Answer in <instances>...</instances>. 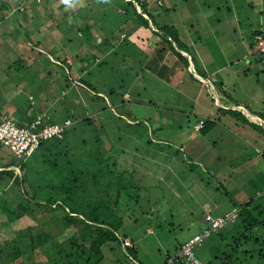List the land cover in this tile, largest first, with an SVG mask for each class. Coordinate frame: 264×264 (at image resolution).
<instances>
[{
    "label": "rangeland",
    "instance_id": "rangeland-1",
    "mask_svg": "<svg viewBox=\"0 0 264 264\" xmlns=\"http://www.w3.org/2000/svg\"><path fill=\"white\" fill-rule=\"evenodd\" d=\"M19 1L24 4L28 12L25 15L28 14L29 18L21 21L22 27L26 28L22 30L10 20H24L25 15L21 11L19 13L21 7L14 8L12 5V2L18 5ZM33 1L0 0L7 7L2 11L6 15L5 21H0V28L6 30L0 29V34L9 30L14 35L17 28L21 32L17 35L18 44L10 43L27 49L24 54L16 52L4 57L6 53L0 52V114L18 122L22 107L31 115L39 114L40 119L50 117V120L60 124L64 118L70 119L72 124L77 120L68 133L69 140L62 144L65 146L69 142L71 147L73 141L76 149H71V152L79 154L78 159L83 158L89 149L101 148L106 153L110 168L116 173H125L129 184L139 187L126 189L132 196L129 197L131 200L123 195L112 216L114 226L119 227L117 237L126 235L133 249H123L119 241L106 243L102 247L105 258L102 264H162L167 253L173 252L178 244L205 228L202 217L207 214L219 218L248 200H252L248 209L256 207L264 210V195L259 196L260 188L253 186L262 184L255 178L264 175V128L262 125L251 126L253 134L247 132V135L238 132L241 123L222 115V109H217L220 108L217 101L226 104L223 97L226 93L229 104H243L249 113L258 114L264 121V66L254 63L244 75L247 68L241 59L242 54L247 52L244 48L250 45L252 33L261 31L264 34V0H163V8H172L168 9L169 17L165 13L163 16L170 18L169 25L178 30L179 38L190 54V45L195 41L193 44L198 47L199 56L211 67L220 68L221 61L226 60L223 66H228L224 72L231 75L228 82L230 88L225 91L211 81L216 94L207 87L201 90L186 72H183L182 79L171 72L172 75L163 82L154 75L150 60L159 62L155 53L158 39L151 31H156V28L149 24L147 29L132 10L125 8V3L130 0ZM155 2L157 0H148L152 7ZM133 5L138 12L140 9L136 2ZM152 17L155 15L152 14ZM85 24L92 27L91 45L85 44L84 37L80 36L78 27ZM232 42L239 45L242 52L233 51L230 55ZM0 49L5 48L2 46ZM53 54H58L61 59L53 57ZM48 55L57 66L47 61ZM83 56L90 59V66L82 82L91 88L92 95L100 92L106 103L102 99L99 102L90 101L87 96L91 92H82L77 85L80 81L77 64ZM63 57H66L65 64ZM247 57L250 61L253 58ZM94 58L98 60L95 62ZM57 59L63 68L58 65ZM205 61L194 58L196 72L204 74L201 67L207 66ZM8 67L10 70H7ZM160 67L162 72L163 64ZM174 70L178 71L177 67ZM67 77L70 88L63 92ZM185 77L186 82H183ZM204 82L201 84L210 87L207 81ZM16 85L20 87L19 92L14 89ZM109 89L131 94V98L128 94L124 96L131 101H124L123 104L119 97L117 105L123 106L114 108L113 112L137 118V127L127 126L124 118L113 117L109 110L113 106ZM197 93L200 94V101L196 104L194 98ZM45 112L48 114L43 115ZM87 117L90 124H83L81 119ZM203 118H220V124L216 123L207 138L199 132L196 134L199 141L196 135L194 139L190 138L186 130L192 132L197 120L199 122ZM230 121L237 127L229 126ZM62 147L57 146L53 151L58 152ZM15 159L11 151L0 146V166L24 162ZM191 159L197 161L191 162ZM258 159L261 165L257 166ZM111 163H115V169ZM0 170H14L21 176L19 167H0ZM12 187L11 183L5 185V196L13 197L16 188ZM38 212L12 224L0 215V251L14 249V245L19 244L17 237L7 246L10 249L4 247V242L28 227L33 233H58L63 230L60 219L55 216L58 213L48 210ZM238 221L228 222L220 231L237 235L241 230ZM62 233L64 240L72 236L70 228ZM250 236L254 237V232H250ZM259 238L262 243L264 235L263 239ZM254 244L250 242L247 247L243 246V249L253 250L250 258L241 256L232 264H264V256L258 255L261 248L264 250V245ZM199 250L196 254L205 262ZM24 251L15 261L9 260L6 254L1 260L0 255V264L52 262L50 255L37 249Z\"/></svg>",
    "mask_w": 264,
    "mask_h": 264
},
{
    "label": "trees",
    "instance_id": "trees-1",
    "mask_svg": "<svg viewBox=\"0 0 264 264\" xmlns=\"http://www.w3.org/2000/svg\"><path fill=\"white\" fill-rule=\"evenodd\" d=\"M34 1L35 3H39L38 0ZM66 1L76 2L78 0ZM121 1L123 2L124 0ZM134 2L138 5L141 13L136 11L133 5ZM0 5L1 15V12L5 11L7 7L5 4L2 5V3H0ZM163 7V0H157L154 7H152V5L149 6L148 0H130L125 3V8L132 10L137 20L147 29H149V22L156 28V31L151 32L158 39L155 52L158 60H162L166 54L171 53L182 65V68L187 75L195 80L192 74L188 72L190 64L187 57L182 55L180 51H182L183 54H191L187 50L185 43L179 38L178 31L175 27L169 25L171 20L168 18V9L172 8ZM24 10L25 8L21 7L19 13L21 11L22 14H25L23 13ZM11 13L13 14V12ZM163 13L168 14V17H164ZM152 14H154L155 17H152ZM0 20H3L2 16H0ZM10 20L13 24H17V27H20V30L26 29L22 27L17 19ZM26 20L27 17L24 16V20L21 21L25 22ZM78 29L80 30L79 32H81V34L79 33L80 36L84 37L85 44L89 43V45H91L90 40H93L91 33L92 27L85 24L82 27H78ZM18 33L21 34L20 31H18ZM24 35L27 38V35ZM251 37L252 39L249 47H247V52L241 56V59L245 61L244 65L247 68L243 74L249 72L250 67L253 66L254 63L264 66V51L260 52L255 49L258 38L264 41V34L261 31H254ZM3 41L5 42L3 36L0 34V47H2ZM79 43L81 42L79 41ZM13 48V53L9 52L8 49H4L6 51L5 55L8 54L11 56L16 54L18 46L14 45ZM0 52L2 53L3 51L0 49ZM58 54H53V57L60 58V54ZM247 56L253 57L251 61L248 60ZM94 59L95 62L98 60V58ZM191 59L193 61V58ZM152 60L153 59L150 60L151 63L153 61L156 62L155 60ZM47 61L52 64L48 57ZM57 61L59 62L58 65L62 67L59 59H57ZM62 61L63 63L65 62L64 57ZM79 62L80 63L77 64L79 65V71L86 72L87 67L90 66V59H88L87 56H83ZM56 64L53 65L57 66ZM104 64L105 63H103V65ZM198 75L205 77L204 74L200 72ZM67 82H69L68 77L67 81H65L66 84L62 87L63 91L70 88ZM148 83L149 82L146 84ZM81 84L82 85L78 86H80L82 92H91V94L87 96L90 101L99 102V100L102 99L106 103L105 98L101 96L102 94L100 92L96 95H92L93 92L90 91L91 88L84 84V82H81ZM107 91L109 92V97L113 99L111 100L113 106L109 107L113 117H119V119L124 118L127 126L137 127V118L131 119L130 115L126 116L125 114L124 116L123 114H118L117 112L114 114L113 112L114 108L117 109L118 107L123 106L117 105L118 102H120L118 98L120 97L123 100L120 102L123 104L124 101H131V99H124L126 94L131 98V94L128 91L123 92L121 90L115 91L109 89ZM208 97L213 101L211 96L208 95ZM222 112L225 111L222 109ZM225 113H228L232 119H236L243 125H253L252 127H255V125L249 122L248 118L240 112L233 111L231 113L230 111H227ZM225 113H222V115ZM88 118L89 117L81 119L82 123L90 124ZM46 120V123L48 124L54 123L53 120ZM150 120L152 121V119ZM198 120H200V118ZM198 120L196 123L197 125L200 122H198ZM217 120L218 119L205 120L203 127L198 130L196 128L195 130L193 126V130L199 131L202 136H207L211 130L216 127ZM76 121L77 120H75L73 124L71 122V125L69 126L70 128L68 127L66 129L61 139H55L56 142L53 143L52 140L42 142L39 148L35 151V153H38L36 155L35 153L31 155L32 157L35 156L34 159H31L32 157L30 156V159L27 158L21 160L24 162L19 165L10 163L5 164V166H0L5 169L12 166L19 167L21 172V176H19L14 170H0V192L2 193L0 194V215L8 223L12 224L27 217L29 214L34 215L39 213L38 210H40V212L48 210L49 212L59 214L55 216L58 217V220L60 219L59 223L62 225L61 229L65 230L70 228L72 230V236L69 239L64 240L62 238L63 230L60 231L61 233H50L49 231L33 233L32 228L28 227L21 230L19 233H14V236L11 239L4 242V247L10 249L7 247L10 244V241L16 237V239L19 240V244H15L14 249L9 250L10 252L5 251L4 249L3 251H0L2 253H0V255H2L1 260H3V256L6 254L9 257V260L15 261L17 257L25 252L24 250L34 251L37 249L43 254L50 255L52 262H47V264H102L105 260L102 253V247L106 243L113 241H119L122 247V241L127 238L126 235L121 238L117 237L116 233H118L119 227L114 226L113 224V209L119 207V202L121 198L124 197L123 195H126L128 200H131L130 198H132V196L126 192V189H134L135 187L139 189V187L135 184L130 185L129 180L125 178V173H116L115 170L110 168L109 161L105 156L106 153H103V150L101 151L100 147V149H89L86 151L83 158L78 159L77 155L79 154L75 155L71 152V149H76L73 141L71 142V147L68 145L69 142L65 145L66 147L62 144L65 140H69L67 139L69 136L68 133L73 130V125ZM96 135H98L97 129ZM97 140H100L98 136ZM57 146L63 147L58 152H54L53 149ZM13 157H15L14 154ZM111 166L114 169L116 167L115 163H111ZM255 179L261 181L262 184H254L253 186H256L257 189L260 188L261 194H259V196L264 195V175L257 176ZM8 183H11L12 186L16 188L14 189L13 197L11 198L5 196V193H3L5 185ZM135 197L137 198V194ZM251 203L252 200H248L247 202L232 208L238 211L237 217L234 221L239 220L238 223L241 226V230L237 235L233 233H229L228 235L219 231L202 242L198 253L204 257L205 262L197 256L202 263L213 264L216 262L219 264H232L233 262L240 260L238 257H251L253 250L243 249L244 245L247 247L250 242L255 243L254 245L258 246L264 245V241L261 243L259 238L261 237L263 239L264 235V210L256 207L252 210L248 209V206ZM250 232H254L255 236L251 237ZM127 249H133V247ZM263 253L264 250L261 248L258 255L263 257ZM170 256L171 254L166 256L163 263H165L166 259Z\"/></svg>",
    "mask_w": 264,
    "mask_h": 264
},
{
    "label": "crops",
    "instance_id": "crops-1",
    "mask_svg": "<svg viewBox=\"0 0 264 264\" xmlns=\"http://www.w3.org/2000/svg\"><path fill=\"white\" fill-rule=\"evenodd\" d=\"M8 4H10V3H8ZM2 5H4L3 4V2H2ZM12 5H13V7L15 8V7H24V4H22V3H20V1L18 2V5L16 4V2H12ZM10 6V5H9ZM0 7H1V5H0ZM12 7H10V9H11ZM21 9V8H20ZM23 13H28L27 11H26V9L24 10V12ZM25 15V14H24ZM0 16H2V19H3V21L5 20V18H6V15H4V12H1V15ZM26 17L28 16V15H25ZM31 16V15H30ZM17 20H18V22L20 23V24H22L21 23V20H19L18 18H17ZM27 20H29V18L27 17ZM26 20V21H27ZM0 21H2V20H0ZM5 27H7V24H6V26ZM4 27V28H5ZM0 29H3V28H0ZM4 30H6V28L5 29H3V31ZM154 31V30H153ZM178 31V30H177ZM13 33V31H9V30H7L6 31V33H3V34H1V36H3V38H4V40H5V42H3L2 43V46H4V48L5 49H8V51L9 52H11V53H13V50H14V48H13V46L11 45V43L10 42H12V44L14 43V44H18L17 43V35H18V30H17V28H16V32H15V34L13 35L12 34ZM13 36H14V38H13ZM9 37H12L11 39H8ZM15 40V41H14ZM184 42V41H183ZM195 42V41H194ZM193 42V43H194ZM79 43V42H78ZM191 43V42H190ZM193 43H191V55H188V57H189V59H188V61L189 60H191V62L189 61V64H190V66H191V68L192 69H190V67H189V69H188V72L190 73V74H193L192 76H193V78L195 79V80H197V81H199V82H197V81H195V80H193V79H191V77L189 76V78H190V80H192V81H195L198 85H200L199 86V88L201 89V90H203L204 88L206 89V87H207V89L209 88V89H211L212 90V92H214L215 94H216V92H215V85L213 84V83H215V84H219L220 86H222V88H224L225 89V91L226 90H228L230 87H229V84H228V82L230 81V77H231V75H226V73L224 72L225 71V69L228 67L227 65L226 66H223V63H226V60L225 61H221V67L220 68H215V66H210L209 64H207V61H205V60H202L201 59V57L199 56V52H198V47L196 46V45H194ZM12 47H11V46ZM186 45V44H185ZM10 46V47H9ZM10 48V49H9ZM35 49L37 50V51H40V50H38V48L37 47H35ZM245 49H247V47H245L244 48V51H245ZM27 49H22L21 47H20V45H18V51H16V52H19L18 53V55L20 54V53H25V51H26ZM240 51V52H242L241 51V48H240V46L239 45H236V44H234V42H232V44H231V46H230V55H231V53L233 52V51ZM4 53L6 52L5 50H2ZM185 55V54H184ZM243 55V54H242ZM5 56V54H3V57ZM187 57V58H188ZM48 58L50 59V61L54 64L55 63V61H53V59L51 58V56L50 55H48ZM66 58V57H65ZM64 58V59H65ZM173 58V59H172ZM191 58H193V60H194V58H196L198 61H200V62H203V61H205L206 62V64H207V66H205V67H201V69H202V71L204 72V76L205 77H201L200 75H198V73L196 72V68L194 67V63H193V61H192V59ZM167 60L169 61V63L167 62ZM167 62V63H166ZM16 63H17V61H16ZM59 63V62H58ZM66 62H64L63 64H65ZM52 64V65H53ZM152 67H151V69L153 70V73H154V75H156V76H158L157 78H159V80L160 81H165V79L167 78V77H169V75L171 76L172 75V73L173 74H175V75H179L180 76V79H182V77H184L182 74H183V72H185L184 71V69L182 68V65L178 62V60L176 59V57L174 56V55H172L171 53H168V54H166V56L164 57V58H162V60L161 61H159V62H152ZM161 64H163V71L161 72ZM57 65V64H56ZM177 67V70L178 71H176V70H174L175 68ZM10 67H8L7 68V70H10L9 69ZM172 68H174V69H172ZM211 69V70H210ZM80 70V69H79ZM78 70V72L80 73V75H79V79H80V81L79 82H77L78 84L77 85H82L81 84V80L83 79L82 77L85 75V73L86 72H84V71H79ZM167 71H169V73H167V75H166V72ZM7 72V71H6ZM47 71H45V73H46ZM172 72V73H171ZM44 73V74H45ZM203 74V73H202ZM245 75V74H244ZM204 80L205 81H207V83L210 85V87L208 86V85H203V84H201V82H204ZM213 83H212V82ZM217 81V82H216ZM183 82H186V77H185V79L183 80ZM205 83V82H204ZM184 84V83H183ZM225 86H226V88H225ZM228 88V89H227ZM15 91H17V92H19L20 91V87H19V85H16L15 86ZM223 89V90H224ZM80 90H81V88H80ZM63 91V90H62ZM82 91V90H81ZM64 92V91H63ZM14 94V93H13ZM206 94L207 95H209V96H211L210 94H208L207 92H206ZM212 97V96H211ZM223 97H224V100L225 101H227L226 102V104H222L220 101H217V105L220 107L219 109H223L225 112H227V111H230L231 113L233 112V111H236V112H240V113H242L243 112V114L248 118V120H249V122H251L252 124H254L255 126L257 125V126H260V125H262L263 126V128H264V121L260 118V117H258V114H256V113H253V114H251V113H249L248 111H247V109L245 108V106L243 105V104H239V105H234V104H229V101H230V99H229V96L226 94V93H223ZM28 99L29 100H31V101H33L34 99L32 98V97H28ZM194 101H195V103L197 104L199 101H200V94L199 93H197L196 95H195V98H194ZM9 102L11 103V100H9ZM11 105V104H10ZM33 106H34V104H33ZM218 109V108H217ZM39 110V109H38ZM20 113H19V119H18V122H16L18 125H21V126H28V125H30V124H32L36 119H38V117H40V115L38 114H33V115H31L29 112H26L25 111V109L23 108V110H22V107H21V109H20ZM40 111V110H39ZM225 112H222V113H225ZM3 114V113H2ZM48 113H43V115H47ZM149 114L150 113H148V115L147 116H149ZM6 115V114H5ZM224 116H226V117H229L231 120H233L232 119V117L228 114V113H225V115ZM45 117V119H41V121H42V124L43 125H50V123L48 124V123H46V119H48V121L50 120V117L48 118V117H46V116H44ZM67 118H64V120H66ZM210 119H213V118H210ZM218 120V122H217V124H220V118H217ZM63 120V121H64ZM202 120H206L205 118H203ZM54 122V121H53ZM54 123H59V122H54ZM197 123V122H196ZM228 125L229 126H233L234 128H236L237 126L234 124V123H232L231 124V121H230V124L228 123ZM197 126V124H195V126H194V128H195V130H196V127ZM224 127H226V124H224L223 125ZM222 126V127H223ZM251 126H253V125H243L242 123H241V126L239 127V128H237L238 130V132H243V134H248L247 132H250L251 134H253V130H252V127ZM215 128V127H214ZM214 128L212 129V130H214ZM211 130V131H212ZM240 130V131H239ZM186 132H189V137L190 138H193L194 139V135H196V134H198L197 132H199V131H192V132H190V130H186ZM214 132H216V131H214ZM209 135V134H208ZM240 136V135H239ZM196 137H197V135H196ZM204 137H206L207 138V136H204ZM198 138V137H197ZM198 141L200 140L199 138L197 139ZM202 140V139H201ZM202 142H203V140H202ZM203 143H205V142H203ZM204 145V144H203ZM262 160H264V159H262ZM197 160H195V159H191V162H196ZM189 163V162H188ZM200 163V162H199ZM256 163H257V166L258 165H261V160L260 159H258L257 161H256ZM263 168V167H262ZM262 174V173H261ZM219 176V175H218ZM226 178H227V176H226ZM198 180V179H197ZM232 210V209H231ZM230 210V211H231ZM229 212V211H228ZM206 213H208V212H206ZM227 213V212H226ZM204 216V215H203ZM202 220H203V217H202ZM183 243H181V244H178V246L174 249V251L173 252H170V253H167L166 254V256H168L169 254H173L179 247H180V245H182Z\"/></svg>",
    "mask_w": 264,
    "mask_h": 264
},
{
    "label": "built area",
    "instance_id": "built-area-1",
    "mask_svg": "<svg viewBox=\"0 0 264 264\" xmlns=\"http://www.w3.org/2000/svg\"><path fill=\"white\" fill-rule=\"evenodd\" d=\"M257 41L255 49L263 52L264 41L260 38ZM41 119H36L28 126H20L8 116L0 114V145L10 150L16 159L25 160L34 154L42 142L61 139L66 129L71 125L69 119L62 121L61 124L53 123L50 125H43ZM203 125L204 121H200L197 129ZM237 212L236 209H232L219 218L207 214L203 218L206 224L205 228L180 245L163 264H204L197 258L196 250L205 239L222 230L228 222L234 221ZM132 247L133 244L130 240L124 239L122 241L123 249Z\"/></svg>",
    "mask_w": 264,
    "mask_h": 264
},
{
    "label": "clouds",
    "instance_id": "clouds-1",
    "mask_svg": "<svg viewBox=\"0 0 264 264\" xmlns=\"http://www.w3.org/2000/svg\"><path fill=\"white\" fill-rule=\"evenodd\" d=\"M149 24H150V26L152 25L150 22H149ZM180 53H181L182 55H184L182 51H180ZM184 53H185V52H184ZM185 56H186V53H185ZM187 56H188V54H187ZM187 56H186V57H187ZM2 115H5V114H2ZM6 116H8V115H6ZM8 117H9V116H8ZM9 118H10V117H9ZM11 119H12V118H11ZM15 123H16V122H15ZM2 147H3V146H2ZM9 151H10V150H9ZM34 153H35V152H34ZM126 239H127V238H126Z\"/></svg>",
    "mask_w": 264,
    "mask_h": 264
},
{
    "label": "water",
    "instance_id": "water-1",
    "mask_svg": "<svg viewBox=\"0 0 264 264\" xmlns=\"http://www.w3.org/2000/svg\"><path fill=\"white\" fill-rule=\"evenodd\" d=\"M138 12L141 13L140 10H138ZM186 56H187V55H186ZM187 57H188V56H187ZM189 61L191 62V60H189Z\"/></svg>",
    "mask_w": 264,
    "mask_h": 264
}]
</instances>
